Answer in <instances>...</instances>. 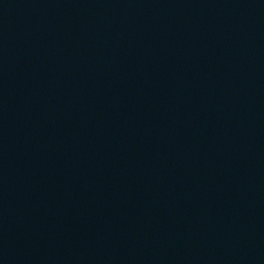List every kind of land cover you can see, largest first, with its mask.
I'll return each instance as SVG.
<instances>
[{"label": "water", "instance_id": "1", "mask_svg": "<svg viewBox=\"0 0 264 264\" xmlns=\"http://www.w3.org/2000/svg\"><path fill=\"white\" fill-rule=\"evenodd\" d=\"M0 264H264V0H0Z\"/></svg>", "mask_w": 264, "mask_h": 264}]
</instances>
